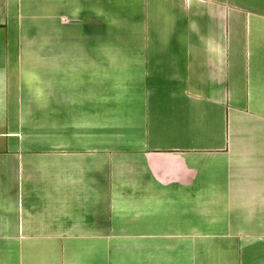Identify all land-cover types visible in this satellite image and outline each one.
I'll list each match as a JSON object with an SVG mask.
<instances>
[{
	"label": "crops",
	"instance_id": "crops-1",
	"mask_svg": "<svg viewBox=\"0 0 264 264\" xmlns=\"http://www.w3.org/2000/svg\"><path fill=\"white\" fill-rule=\"evenodd\" d=\"M0 264H264V0H0Z\"/></svg>",
	"mask_w": 264,
	"mask_h": 264
}]
</instances>
